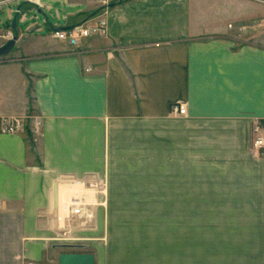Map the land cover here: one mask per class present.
I'll list each match as a JSON object with an SVG mask.
<instances>
[{
	"label": "crops",
	"instance_id": "crops-1",
	"mask_svg": "<svg viewBox=\"0 0 264 264\" xmlns=\"http://www.w3.org/2000/svg\"><path fill=\"white\" fill-rule=\"evenodd\" d=\"M69 2L86 8L59 28L103 16L107 33L74 47L16 32L0 60V118L25 117L0 132V264L88 252L79 226L104 181L109 202L194 187L212 203L253 205L241 218L255 220L256 263L239 264H264V158L251 149L264 136V1L112 0L105 14ZM192 164L194 183L183 182Z\"/></svg>",
	"mask_w": 264,
	"mask_h": 264
},
{
	"label": "rangeland",
	"instance_id": "rangeland-1",
	"mask_svg": "<svg viewBox=\"0 0 264 264\" xmlns=\"http://www.w3.org/2000/svg\"><path fill=\"white\" fill-rule=\"evenodd\" d=\"M41 1L46 7L24 0L1 5L0 26L12 27L15 20L19 36L51 37L53 28L66 25L67 17L83 6H71L69 0ZM87 1L100 5L96 0ZM18 7L21 13H17ZM13 55L10 52L0 60ZM191 166L182 172L183 182L194 183V164ZM170 175L166 173L167 183L179 178V174ZM106 184L104 181L101 189L102 202L86 205V219L79 226L81 231L85 228L86 249L97 256L98 264L256 263L255 220L241 218L253 211V205L212 203L209 201L215 198L206 196L205 189L194 187L143 189L137 197L109 202ZM144 199L150 201L142 202ZM257 262L262 263L261 259Z\"/></svg>",
	"mask_w": 264,
	"mask_h": 264
},
{
	"label": "built area",
	"instance_id": "built-area-1",
	"mask_svg": "<svg viewBox=\"0 0 264 264\" xmlns=\"http://www.w3.org/2000/svg\"><path fill=\"white\" fill-rule=\"evenodd\" d=\"M16 0H0V6L3 4L11 3ZM26 3L34 5L38 8L46 7L41 0H24ZM100 3L98 13L105 14L109 7V4L112 3V0H96ZM264 1V0H263ZM17 13H21V7H18ZM13 24V23H12ZM107 20L105 17L100 16L95 23H90V20L87 19L83 22L72 23L65 28H53L52 35L56 39L61 41L68 42L71 46H78L81 43V40L92 36V35H104L107 33ZM16 28V27H15ZM15 28L11 26L1 27L0 26V45H4L10 41L15 35H17ZM172 111L176 115L184 116L187 114V107L185 103L179 102L175 103L172 106ZM25 117L23 116H3L0 118V132L2 133H16L24 125ZM41 122H38L40 125ZM262 128L260 122L257 123L255 129L259 132ZM251 149L253 153L257 156L264 154V136L257 134L252 140ZM1 208V203H0Z\"/></svg>",
	"mask_w": 264,
	"mask_h": 264
},
{
	"label": "water",
	"instance_id": "water-1",
	"mask_svg": "<svg viewBox=\"0 0 264 264\" xmlns=\"http://www.w3.org/2000/svg\"><path fill=\"white\" fill-rule=\"evenodd\" d=\"M116 3H110L109 7H113ZM12 27H16V21H13ZM17 35H15L10 41L5 43L4 45H0V56L8 55L14 48ZM56 190H55V207L56 203ZM62 249L74 250L79 248H84L82 245L76 244H61L59 245ZM57 264H95V256L93 253L89 252H74V251H63L58 255V263Z\"/></svg>",
	"mask_w": 264,
	"mask_h": 264
}]
</instances>
